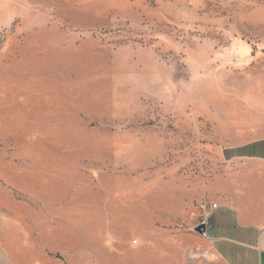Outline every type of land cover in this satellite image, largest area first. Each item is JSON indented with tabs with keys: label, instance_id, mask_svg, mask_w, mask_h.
I'll list each match as a JSON object with an SVG mask.
<instances>
[{
	"label": "rangeland",
	"instance_id": "rangeland-1",
	"mask_svg": "<svg viewBox=\"0 0 264 264\" xmlns=\"http://www.w3.org/2000/svg\"><path fill=\"white\" fill-rule=\"evenodd\" d=\"M263 49L264 0H0L4 251L186 260Z\"/></svg>",
	"mask_w": 264,
	"mask_h": 264
},
{
	"label": "crops",
	"instance_id": "crops-1",
	"mask_svg": "<svg viewBox=\"0 0 264 264\" xmlns=\"http://www.w3.org/2000/svg\"><path fill=\"white\" fill-rule=\"evenodd\" d=\"M250 61V124L243 127L250 132L220 152L226 170L211 189V202L206 204L207 238L197 233L192 237L197 242L192 248L207 250L213 260L192 264H264V49L250 56ZM180 243L181 239L174 240L182 251ZM185 261L179 251L170 256L164 253L155 260L156 264H187ZM37 262L46 264V256ZM18 263L0 245V264Z\"/></svg>",
	"mask_w": 264,
	"mask_h": 264
},
{
	"label": "built area",
	"instance_id": "built-area-1",
	"mask_svg": "<svg viewBox=\"0 0 264 264\" xmlns=\"http://www.w3.org/2000/svg\"><path fill=\"white\" fill-rule=\"evenodd\" d=\"M212 209L216 208L215 204L211 205ZM201 210H202V216L200 218V222L198 224L199 234L200 237L202 238H207V219L209 216V212L207 210V205L202 204L201 205ZM213 255L208 252L207 250H200L196 248H191L186 251V260L188 263H199L201 261H212Z\"/></svg>",
	"mask_w": 264,
	"mask_h": 264
},
{
	"label": "water",
	"instance_id": "water-1",
	"mask_svg": "<svg viewBox=\"0 0 264 264\" xmlns=\"http://www.w3.org/2000/svg\"><path fill=\"white\" fill-rule=\"evenodd\" d=\"M196 232H199V228L198 227L196 228Z\"/></svg>",
	"mask_w": 264,
	"mask_h": 264
}]
</instances>
